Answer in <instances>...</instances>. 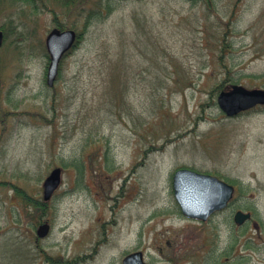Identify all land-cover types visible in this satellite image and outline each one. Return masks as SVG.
<instances>
[{"label":"rangeland","instance_id":"rangeland-1","mask_svg":"<svg viewBox=\"0 0 264 264\" xmlns=\"http://www.w3.org/2000/svg\"><path fill=\"white\" fill-rule=\"evenodd\" d=\"M105 2L87 1L100 14L85 23L88 11L67 16L55 0H0V264H122L134 251L264 264V106L227 118L210 93L229 76L264 89V0ZM55 22L87 26L48 87ZM54 167L45 207L23 206L11 185L42 201ZM180 168L234 186L228 205L185 217ZM238 210L250 213L240 225Z\"/></svg>","mask_w":264,"mask_h":264},{"label":"water","instance_id":"water-1","mask_svg":"<svg viewBox=\"0 0 264 264\" xmlns=\"http://www.w3.org/2000/svg\"><path fill=\"white\" fill-rule=\"evenodd\" d=\"M76 40L72 29L59 30L52 28L45 37V48L49 57L46 70V83L51 86L55 80L58 64L62 56ZM2 32L0 30V45ZM218 108L225 116L231 117L255 105H264V89L246 88L240 84H231L216 95ZM61 169L54 167L42 182V199L47 201L60 183ZM171 187L174 199L180 212L188 218L206 220L214 212L226 206L232 197L233 186L218 179L216 176L180 168L173 172ZM248 212L236 211L234 221L241 223L249 218ZM48 224L42 223L36 229L37 236L48 232ZM122 264H154L143 260L140 251L126 254Z\"/></svg>","mask_w":264,"mask_h":264},{"label":"trees","instance_id":"trees-1","mask_svg":"<svg viewBox=\"0 0 264 264\" xmlns=\"http://www.w3.org/2000/svg\"><path fill=\"white\" fill-rule=\"evenodd\" d=\"M87 1L88 0H55L54 5H55L56 9H61L60 10L61 13L65 14L67 16H69L68 13L69 14L80 13L82 15L83 13H86L88 11V13H87L88 18L86 19L85 23H89V21L91 20L90 18L95 19L100 14V12H99L100 11L99 10L100 0H99V4H98L99 6L98 7L95 6V4H96L95 3L94 4V6H95L94 9L90 8L89 10H86V8L84 6L87 3ZM104 2H105L104 4L107 7L108 6L107 0H104ZM67 9H69V10L67 11ZM64 12H66V13H64ZM76 15H78V14H76ZM54 25L57 26L60 29L64 28V26L61 23H59V22H55ZM1 26H3V25H1ZM86 26H87V24H84V26L82 28L83 30L78 33V37H77V40H76L75 45L73 46V48L77 47V45L80 44V42L82 41L83 34H84L85 30H86ZM69 27L73 28L74 25L71 24ZM0 29L3 30L2 27H0ZM228 79H229V81L232 84L236 83L234 78H231L229 76L226 80H223V81H221V82H219V83H217V84H215L213 86V88L210 90L211 95L217 94V92H219L221 89L225 88V83L228 81ZM11 187H13L14 192L20 198V201L24 204L23 206L34 207V205H37V206H40V207H45L46 202H44L43 200L40 201V200L31 198L28 194H26L24 192V190L16 187L15 185H11Z\"/></svg>","mask_w":264,"mask_h":264}]
</instances>
